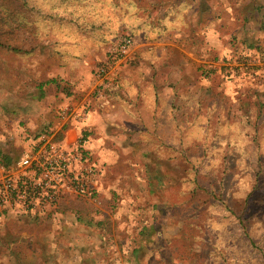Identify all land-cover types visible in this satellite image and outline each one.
I'll list each match as a JSON object with an SVG mask.
<instances>
[{
  "label": "rangeland",
  "instance_id": "rangeland-1",
  "mask_svg": "<svg viewBox=\"0 0 264 264\" xmlns=\"http://www.w3.org/2000/svg\"><path fill=\"white\" fill-rule=\"evenodd\" d=\"M54 1L33 32L5 41L16 51L0 48L2 153L16 157L53 124L54 83L69 88L72 62L93 72L127 28L135 44L107 87H90L93 108L82 104L94 199L0 221V264H264V76L202 73L264 45V0ZM95 20L103 39L85 32Z\"/></svg>",
  "mask_w": 264,
  "mask_h": 264
},
{
  "label": "built area",
  "instance_id": "built-area-1",
  "mask_svg": "<svg viewBox=\"0 0 264 264\" xmlns=\"http://www.w3.org/2000/svg\"><path fill=\"white\" fill-rule=\"evenodd\" d=\"M135 38L129 34L114 37L102 62L93 69L95 90L109 85V76L131 52ZM213 72L229 81L264 76V45L240 53L223 54L208 63L203 74ZM55 124L29 136L19 157L6 164L0 159V221L12 214L44 218L63 202L94 199L98 169L84 136L88 108L65 103L55 112ZM79 125L74 140L64 129Z\"/></svg>",
  "mask_w": 264,
  "mask_h": 264
},
{
  "label": "trees",
  "instance_id": "trees-1",
  "mask_svg": "<svg viewBox=\"0 0 264 264\" xmlns=\"http://www.w3.org/2000/svg\"><path fill=\"white\" fill-rule=\"evenodd\" d=\"M40 1L42 3L40 2V4H39L38 0H0V48H9L13 51H16L17 50L16 47L6 44L5 41L7 39H10L9 37L12 38L13 36H15V34L19 30H22V29L33 32L34 26L36 27V25H39L40 22L44 21V18H43L42 12H41V8H42L41 5L42 4H45V5L48 4V6H49L50 0H40ZM84 1H89V0H56V1H54L55 4L52 7V9H54L56 6H58V4L63 5V4H66L68 2L83 3ZM84 24H85L84 25L85 32L86 31H93V33H95L96 30H99V32H97V34H95V37L97 39L98 38L100 39L102 37L101 36L103 34L102 27H100L98 29V22L96 20L92 21V22L87 21ZM124 31L125 32H118L116 36H122L125 34H129V35L134 37V33H133V30L131 28H127ZM102 39H103V37H102ZM112 41L113 40H111L109 42V44H111ZM206 67H207V65H205L204 68L202 69V73L204 72ZM213 74H216V72H213ZM203 76L206 77L204 74H203ZM53 81L54 80H52L50 82H53ZM67 95H68V93H67ZM84 136L85 137L89 136L87 131H85ZM20 154H21V152H20ZM19 155L12 158L8 154H4L0 151V159H1V161H3L6 164H9V163L15 161L19 157ZM195 185H196V187H195L196 189H200L201 191L207 192L199 184L196 183ZM208 193L212 197H214L216 201H218V203L221 207H224L225 211L230 212L231 215H233L231 208L225 204L224 200H222L218 196H215L213 190L208 192ZM53 213L49 214L47 217L37 218V219H47ZM99 224H101V223L99 222Z\"/></svg>",
  "mask_w": 264,
  "mask_h": 264
},
{
  "label": "crops",
  "instance_id": "crops-1",
  "mask_svg": "<svg viewBox=\"0 0 264 264\" xmlns=\"http://www.w3.org/2000/svg\"><path fill=\"white\" fill-rule=\"evenodd\" d=\"M210 42H209V45H210ZM244 49L251 50L253 48L245 47ZM211 51L212 50L209 47H207V52L210 53ZM84 63L85 62L83 61L81 62L74 61L72 62V65H70V67H72L73 69V72H72V78L70 80L68 78V80L70 81V84H67L69 86L68 89H65L63 86L60 87L58 86V84L54 83V85H56V88H61L62 90L60 91V95L61 97H63L62 105H64L65 103H70L75 108H81L85 106V105L82 106V104L87 102L86 105L87 106L91 105V108H93L94 102H91L92 99H90V93L92 91V88L90 90V87L94 85L93 72H92V69H90V66H86V64ZM65 90H67L68 92H66ZM89 116L90 117L88 121L85 123L86 127H91L92 125L91 121H92L93 115L92 113L90 114V110H89ZM53 118H54L53 124H55V120H56L55 114ZM79 128H80V124L70 125L66 127L64 129L65 137L70 141L74 140V138L77 136L79 132ZM88 147L91 149V146H89V143H88Z\"/></svg>",
  "mask_w": 264,
  "mask_h": 264
}]
</instances>
